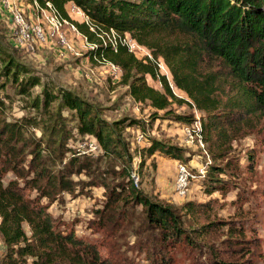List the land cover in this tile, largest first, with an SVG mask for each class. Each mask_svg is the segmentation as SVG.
Returning a JSON list of instances; mask_svg holds the SVG:
<instances>
[{
  "label": "trees",
  "instance_id": "trees-1",
  "mask_svg": "<svg viewBox=\"0 0 264 264\" xmlns=\"http://www.w3.org/2000/svg\"><path fill=\"white\" fill-rule=\"evenodd\" d=\"M37 1L51 2L88 38L91 59L95 54L120 67V80L129 95L153 109L151 120L160 116L159 111L181 122L193 120L190 113L175 114L172 103L194 106L200 112L202 137L214 149L209 150L212 160L201 176L206 193L242 187L240 180L235 183L239 163L227 154V144L241 132L245 114H264V0ZM70 3L87 15L89 24L70 18ZM90 25L106 33L112 29L115 40L97 36ZM124 35L146 47L150 55L136 57L123 42ZM159 58L170 78L160 71ZM147 76L159 81L160 88L150 85ZM36 85L41 86L38 93L33 92ZM174 88L187 99L178 97ZM10 91L25 100L32 115H6ZM143 122L130 116L106 120L97 105L71 88L41 82L31 67L0 45V238L6 247L22 259L30 257L32 264H110L40 202L41 198L52 201L63 191L75 193L77 187L83 193L87 186L101 183L106 198L94 211L97 221L102 225L137 222L136 229L147 236L144 245L150 264H177L171 252L178 246L205 252L208 264H257L246 255L225 257L220 249L204 246L203 236L210 233L213 221L185 226L182 215L203 211V203L187 199L176 207L146 195L135 184L134 155L143 164L155 154L177 160L184 154L182 147L147 134L141 146L131 149L122 130L136 124L143 127ZM31 127H40L42 137ZM73 129L95 138L102 155L80 158L72 150L61 164L65 139ZM245 156L253 160L250 150ZM82 171L91 179L71 177ZM8 172L12 177L4 181ZM136 174L141 175L140 169ZM236 194L244 195L240 189ZM238 222L230 232L241 233L242 221Z\"/></svg>",
  "mask_w": 264,
  "mask_h": 264
},
{
  "label": "rangeland",
  "instance_id": "rangeland-1",
  "mask_svg": "<svg viewBox=\"0 0 264 264\" xmlns=\"http://www.w3.org/2000/svg\"><path fill=\"white\" fill-rule=\"evenodd\" d=\"M14 3V6L24 7L25 10L29 7V0H15ZM67 12L72 20L82 21L81 15L71 10L70 6L67 7ZM64 31L71 39L76 53L61 54L55 36H48L47 41L43 43L18 39L12 30L11 17L0 10V45L11 52L17 60L31 67L34 73L40 76L41 82L46 81L75 90L80 96L97 105L102 116L108 121L122 116L144 121L143 127L136 124L122 130V136L131 149L143 144L135 142V136L139 131L184 149L183 157L179 160L155 154L152 156L153 159L147 157L141 164L139 155L132 157L131 175L133 178L135 176L134 179L138 175L137 185L146 195L176 207L187 199L203 203V211L187 212L182 215L186 219L185 226L193 227L213 221L210 227L212 230L203 236V245L220 249L225 257L246 255L255 259L257 264H264V114H245L241 132L227 144L229 145L227 154L232 156L234 162L239 163V179L235 183L241 181L242 187H235L223 193L215 191L208 194L201 186V176L212 160L209 150L213 149V144L212 142L207 144L202 137L200 112L194 106L172 103L171 107L175 114L190 113L193 120L189 123L181 122L174 119V116H164L161 114L162 111L158 112L160 115L158 118L151 120L149 113L153 109L145 103L135 101L129 95L127 86L121 83V74L114 76L104 64L90 58L88 51L91 43L88 38L80 31L82 36L76 35L70 31L68 25L64 27ZM92 31L106 40L110 38L114 40L110 33L97 31L96 28ZM132 49L138 58L150 55L149 50L142 45L137 44ZM158 61L160 71L170 78L168 68L162 59L159 58ZM146 79L153 87L160 88L159 81L149 76ZM40 87L34 86L33 92L38 93ZM173 90L178 97L187 99L183 91L177 88ZM10 95L12 100L6 110L9 118L33 114V111L25 106L22 97L13 94L12 91ZM62 114L64 117L68 116L67 111H63ZM72 122L73 120L69 121L70 124ZM30 129L37 136H41L40 127ZM74 130L73 134L65 139L61 164L71 157L72 150L80 158L102 155L95 138L87 134L78 135ZM248 150L253 153L252 161L245 156ZM178 162L184 163L192 175L184 197H179L174 191ZM138 169L141 172L140 176V173L136 174ZM11 177L12 173L8 172L4 181ZM71 177L74 180L91 179L83 171L79 174L73 173ZM239 189L244 193L241 197L236 194ZM77 190L78 187L75 193L63 191L52 201L41 198L40 202L53 217L63 223L66 230H72L84 243L93 245L99 255L108 259L110 264H150V254L144 245L147 236L145 232L141 233L136 229L137 222L131 224L120 221L117 225L115 222L113 224L104 222L102 225L97 221L94 211L102 206L106 198L105 187L101 183H96L87 186L83 193ZM239 220L242 221L243 227L241 233L230 232V228L237 227L235 225ZM24 227L28 232V227L26 225ZM185 249L178 246L171 252L177 264H208L205 252ZM31 260L30 257L22 259L11 252L0 238V264H32Z\"/></svg>",
  "mask_w": 264,
  "mask_h": 264
},
{
  "label": "built area",
  "instance_id": "built-area-1",
  "mask_svg": "<svg viewBox=\"0 0 264 264\" xmlns=\"http://www.w3.org/2000/svg\"><path fill=\"white\" fill-rule=\"evenodd\" d=\"M14 1L0 0V10L11 17L12 30L18 39L43 43L47 41L48 36H55L57 43L60 45L61 54L64 52L76 53L71 39L64 31V27L68 25L70 31L76 35L82 36V34L78 31L74 23L65 18L51 2L45 1L44 5H42L37 0H31L29 7L25 10L24 7L14 6ZM69 6L71 10L81 15L82 21L89 24V18L77 6L73 3H70ZM89 27L91 30H94L92 25ZM110 34H112L115 40V32L112 29H110ZM123 42L128 46L130 51L133 50L132 48L135 45L137 46V43L128 35H124ZM90 47H92L91 44ZM93 58L110 69L114 76L121 74L120 67L105 58L98 57L95 54ZM143 138L144 133L139 131L135 136V142L140 144L143 142ZM136 176L137 178L134 179L135 184L138 181V175ZM191 177L192 175L187 166L182 162H178L174 179V191L179 197L186 195Z\"/></svg>",
  "mask_w": 264,
  "mask_h": 264
}]
</instances>
